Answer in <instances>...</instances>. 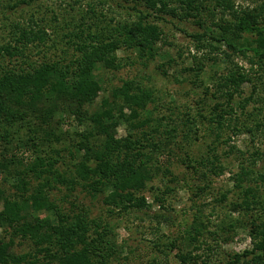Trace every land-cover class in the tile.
I'll return each mask as SVG.
<instances>
[{
	"label": "trees",
	"instance_id": "obj_1",
	"mask_svg": "<svg viewBox=\"0 0 264 264\" xmlns=\"http://www.w3.org/2000/svg\"><path fill=\"white\" fill-rule=\"evenodd\" d=\"M126 1L133 6L124 20L116 18L108 0L92 1L79 23L63 28L61 38L59 30L51 33L32 22L17 26L13 42L0 46V264H113L122 254L113 228L92 219L74 192L102 196L112 214L149 212L155 205L168 212L177 185L157 188L152 204L145 195L155 191L160 177L180 184L166 167L168 160L176 157L194 174L202 170L204 181L221 177L226 172L218 154L223 129L231 128L234 136L253 132L241 116L256 115L248 110L264 85V0L253 7L237 0ZM175 21L192 22L200 30L188 35L195 42L192 65L172 76L200 92L196 107L179 111L170 106L155 116L151 106L162 111L155 91L134 80L98 102L103 92L99 69L120 71L124 62L148 67L168 43L163 24ZM123 52L126 59L119 57ZM168 62L172 67L175 59ZM247 85L252 87L248 96ZM63 118H74L81 129L64 131ZM123 124L128 134L119 139ZM201 126L215 136L207 155L181 158L175 147L190 151L201 140ZM254 127L263 131L264 121L255 120ZM229 149L233 153L235 146ZM231 178L242 201L226 209V215L224 208L216 212L220 223L196 208L184 237L164 240L161 235L154 247L166 257L177 251L180 264H264V197L257 186L264 184V167L257 169L254 161ZM209 185L198 186L195 195ZM62 187L66 193L57 202L54 193ZM159 213L154 216L159 225L172 222ZM231 213L239 218L228 217ZM240 229L249 231L251 249L225 260L218 253L214 260L220 241L230 243Z\"/></svg>",
	"mask_w": 264,
	"mask_h": 264
},
{
	"label": "rangeland",
	"instance_id": "obj_2",
	"mask_svg": "<svg viewBox=\"0 0 264 264\" xmlns=\"http://www.w3.org/2000/svg\"><path fill=\"white\" fill-rule=\"evenodd\" d=\"M92 1L96 2L97 0H0V46L13 42L17 26L26 27L29 24L31 25L32 22L49 29L51 33L59 30L56 35L61 38L63 28L69 23L74 24L73 21L79 23L83 15L82 13L86 12L88 4L92 3ZM254 2L256 0H237V3L244 7L255 6ZM108 6L112 11L118 12L115 14L116 18L124 20L128 17L129 7H132L133 4L128 3L126 0H108ZM55 17L57 20L54 19ZM163 25H165L168 43L162 47V57L150 63L148 67L143 68L141 65L128 66L124 62L125 66L120 71L99 69L97 74L101 80L103 92H101L98 102L108 97L113 89L121 87L124 81L134 80L143 82L155 91L158 103L161 102L160 106H162L160 107L162 111H155L152 106L150 107L155 116L165 113L170 106H176L179 111L185 110L186 108H183L185 106L188 109L192 106L196 107L195 102L200 99V92L193 90L188 82L182 85L176 83L172 76H176L177 71L180 72L182 67L192 65V56L196 53L195 42L188 35L200 32L199 27L192 22L179 23L177 21L164 23ZM59 40L60 45L64 47V41L62 39ZM129 55L132 56V54ZM119 57L126 59L125 57H128V54L123 52L119 54ZM170 58L175 59V64L172 67H169L168 60ZM162 71H167L169 76L165 77ZM184 77H188V75L184 74ZM207 78L208 75L205 76V79ZM260 88L257 94L258 98L255 97L254 102L251 103L248 110V114L256 115H252V119L251 117L248 118V116H241L243 120L251 123L248 124L253 132H244L234 136L232 129L228 127L224 128L221 132L222 137L219 144L218 142L217 144L218 154L221 156L222 164L226 168L225 174L221 177L211 175L208 181H204V179L199 177L202 170L194 174L192 170H188L185 165L181 164L180 160L175 159L176 157L167 161L166 167L172 169L173 174L179 178L180 184H170L168 178L160 177L153 184L155 191L148 190L145 192V195L147 201L152 204L154 200L153 194L156 193L157 188L164 190L167 185L172 187L177 185V192L168 198L167 207L170 208L168 212L160 210L159 206L155 205L153 210L149 212H131L125 214L118 212L112 214L104 204L102 196L92 198V196L87 195L86 192H82L80 189L74 192L73 195L78 197L77 202L79 207H84L88 210L92 219L103 223H110V226L113 228L115 242L118 244L119 249L122 250L121 258L118 261L115 260L113 264H180L175 258L177 251L174 253L169 251L167 254L169 256L166 257L159 249L154 247V242L158 241L161 235H166V238L164 236L161 237L164 240H167V238L178 240L180 237H184L186 229L189 228L196 215V208H202L207 217H210L215 223H220L219 219L221 216H217L216 212L224 208L225 211H222L225 213L226 209H231L234 203L242 201V194L240 190L235 188L234 181L231 178L232 175L238 173L242 166L251 167L254 161L257 162V169L264 167V130L259 131L254 127L255 120L264 121V85ZM244 90L246 92L245 95L248 96L252 87L247 85L244 87ZM254 109L257 110L252 113ZM60 124L64 131L70 130L73 132L81 129L77 126L74 118H63ZM204 127L202 128L201 126L199 128L198 135L201 137V140L195 143L190 151L185 146L183 150L180 147H175L181 158L186 153H189V156L193 160H200L201 156L204 158L207 155L206 146L215 141V136L204 130ZM127 134V128L123 124L117 132V138L120 139ZM228 138H231V141L225 144V140ZM232 146H235L233 153L229 149ZM67 160L68 157L66 156ZM68 162L69 165L71 161L68 160ZM60 168L63 169L62 167ZM1 184L2 180L0 179ZM7 185L8 188L12 189L11 182H8ZM205 185H209V190L204 194L200 193V196L197 197L195 195L197 187H204ZM257 186L264 197V184L258 183ZM65 193L66 190L62 187L60 192L56 191L54 193V198L57 202H61ZM223 196L226 197L225 200ZM219 201H221V204ZM64 209L70 211L71 206L66 203L64 204ZM77 210L74 209L73 211ZM160 211L162 214L171 217L172 222H162L159 225L154 216L160 214ZM228 217L237 220L239 215L231 213ZM223 218L227 220L226 217ZM157 228L160 232H158ZM211 228L212 230L215 229V227ZM1 235L2 231L0 230V237ZM210 244L216 246V242L214 241ZM218 247L216 255L213 257L214 260L218 253L219 258L225 260L228 254L242 253L246 249H251L252 244L249 231L247 229L238 230L230 243H224L221 240ZM19 250L24 251L25 248H19ZM197 253L201 254L203 251Z\"/></svg>",
	"mask_w": 264,
	"mask_h": 264
}]
</instances>
